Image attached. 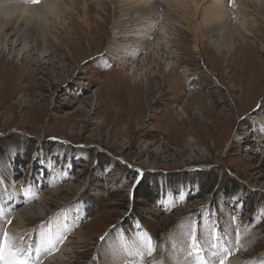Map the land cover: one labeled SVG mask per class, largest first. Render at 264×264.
I'll list each match as a JSON object with an SVG mask.
<instances>
[{
  "label": "rangeland",
  "instance_id": "1",
  "mask_svg": "<svg viewBox=\"0 0 264 264\" xmlns=\"http://www.w3.org/2000/svg\"><path fill=\"white\" fill-rule=\"evenodd\" d=\"M74 1L77 9H94L88 28L75 20L67 28L72 39H65L59 17L46 16V56L28 39L31 61L21 59L18 43L0 52V196L15 202L8 216V210L0 215V231L17 239L47 221L67 222L69 235L52 240L51 255L29 264L54 257L60 258L54 264H186L185 256L174 261L175 252L193 250L194 241L204 246L201 240L214 232L234 241L227 262L264 264L259 3L239 21L256 29L245 39L247 56L236 51L231 59L230 51H216L206 38L193 50L181 25V34L167 33L173 59L164 63L160 54L143 60L142 52L138 64L126 61L125 70L114 55L121 27L116 0ZM163 1L157 0L169 8ZM222 4L232 10L235 0ZM150 16L154 30L166 20L163 12ZM61 21L68 25L71 16ZM0 208L9 207L0 202Z\"/></svg>",
  "mask_w": 264,
  "mask_h": 264
},
{
  "label": "bare ground",
  "instance_id": "2",
  "mask_svg": "<svg viewBox=\"0 0 264 264\" xmlns=\"http://www.w3.org/2000/svg\"><path fill=\"white\" fill-rule=\"evenodd\" d=\"M14 1L17 2V4H14L15 3ZM26 1L29 2L30 0H0V52L1 51L3 52L6 46H15L17 43H18L17 46H19V44H21L22 53H23L22 54L23 57L21 59L25 61H27V59L30 56V55H27L29 46L26 44L28 42L31 44V46H36L37 47L36 50H38V47H40L38 51L41 52L42 55L44 56L47 55L48 48L46 47V43L50 42L51 39L47 35L46 27L43 25V22L46 16H52L56 20L59 17L60 22L55 21L56 25L58 24L60 26L61 31L65 33L64 35L67 34L65 39H69V38L72 39L71 38L72 35L68 31L67 28L71 24H73L75 20H79L81 24V28H84V27L88 28L89 27V16H90L89 11L91 12L94 11L92 7H88L86 10H84L83 8L77 9L75 5L73 4L75 3L74 0H48L46 3L44 2L40 4L41 6L38 5L35 7L28 6L25 3ZM111 1L113 2V0ZM206 1L204 0H188V1L187 0H167V2L170 4L169 8L162 6L161 3L159 5L157 0H116L114 1V4L115 5L117 4L118 6V7L116 6L117 7L116 8V16H117L116 18L118 19L117 24L118 25L120 24L122 27V28L121 27L118 28V32H117V35H119L120 37L119 36L117 37L115 35L117 38H114L115 45L119 47L118 49H116V51L117 50L119 51L114 55L117 56L118 62L120 61L119 64L122 67V69L127 70V68H125L127 67V65L125 66V63L127 60H130L132 62L131 66L134 63L138 64L140 62L139 58L141 54H143L142 52L146 53L145 56L143 57V60L151 56H153L154 59L155 58L159 59L158 56H160V54L162 57L161 59H164V63L167 60L169 61L173 59V56H175L176 54L172 56L173 54L172 51H171L172 54L169 52L170 50H169V47L167 46V40H168L167 33L171 32V33L181 34L178 31V28L182 27L183 25H184L183 29L185 30L184 33L189 34L191 38H193V40H191L193 43L192 44L193 50H197L199 47V43H203L206 38V39H209V42L211 45L215 46L216 51H219V50L221 51L222 48H226L228 51H230L231 54L229 55V58L231 59L232 57H234L233 52H236V51H238L240 55L242 54L241 56H244V55L247 56L248 54L246 53L250 52L249 51L250 44L248 45L245 39L249 38L248 36H251V34L253 35V33L256 32V29L253 27L252 24L248 22L244 23V22H239V21L241 19L245 20V18L249 16L246 13L247 11L246 9H249V7H253V5L256 6L255 4H253L254 2L259 3V5H257L255 8L256 14L254 15L256 19L258 15L264 18V15L262 14V11H264V0H255V1L235 0V5L232 7V10H230L227 7H224L223 4L221 5V3L224 0H212V2L209 3V5L207 4L206 6H203V4ZM66 2H68V4L71 5L70 6L71 8L73 6V11L71 13L66 11L65 9L67 8ZM241 5L244 8H242ZM158 8H160V10ZM237 9L238 11L236 12ZM157 12H163V15L166 19L165 20L166 23L164 22L165 24L163 23L162 27H159L158 30H154L155 26L151 22L152 17L150 16L149 19H147L146 17L151 14L157 13ZM177 12H178L177 17L176 18L174 17V19L171 18L174 15H170V14H174V13L176 14ZM73 14H75V18H73L72 16ZM70 16H71V22L68 23V25L65 24V21L64 22L61 21L62 17H70ZM168 21L169 23H167ZM247 25H249V27H247ZM228 28H230V30ZM122 35H123V38L121 37ZM26 39H28L29 41L26 42L27 41ZM60 41L61 39H59V42ZM59 42L55 45L57 50H59ZM79 43H77V45H79ZM235 43H237V45L239 44L237 46L239 48L234 46ZM76 46H74L73 43H71L69 47L73 48ZM241 47L242 49L240 50ZM147 48H148V51H146ZM66 49H69V48L66 47ZM9 53L10 52L8 51L6 55L11 57L12 53L11 54ZM219 58L220 60H222L223 56L221 55ZM30 59H31V56H30ZM156 59L154 61H156ZM26 64H24V66ZM37 64L38 62L36 63V66ZM157 64L159 65L158 62ZM36 68L42 69L41 63ZM110 73H112V71ZM192 97H195V96L192 95ZM0 202H3L4 206L9 207L7 211V216H8L11 213V211L14 209L15 202L14 201L8 202V200H6L5 197H1ZM12 205H14V207ZM3 218H0V227L3 225V223H1V221H3L2 220ZM5 218L7 219V217ZM59 220L61 219L59 218V219L53 220L52 222L47 221V224L42 223L44 226L52 225L49 230H47V228L43 229L44 226L40 224L41 229L37 230L35 233H27L25 231H22L18 237L26 238V244L30 245V244L35 243L36 247L38 248L39 237L41 235H45L46 240L48 239L51 241L61 236H68L69 235L67 232L68 230L66 229L67 227L69 228L70 226L66 225L67 223L66 221H63L62 223L58 224ZM21 223L22 221H19L18 225L22 226ZM63 224L65 227H63ZM18 237H17V240H19ZM204 241L205 239L203 238L201 242L204 243ZM203 247L204 246L200 247L199 249V254L201 257H199L197 261H202L203 263L206 264V262H204L205 258H208V257L211 258L214 256L211 254L210 250H203L205 249ZM186 248L188 249V246H186ZM186 248H182L181 246V250L180 252H178L177 255H176L177 252H175L176 260L174 261L179 263L180 262L179 260L183 256H185L184 262H187L186 264H192V263L195 264L193 258L188 259V260L186 259V253L184 255V251L186 250ZM170 251H172V249ZM37 255L46 257L45 254L41 251H32L29 257V261L35 258L38 259ZM119 255H121V253ZM59 259L60 258L54 257L51 259V261H49L52 263L46 262L45 264L57 263ZM190 260H192V262ZM41 261L42 260L40 259V262ZM240 261H236V258H235L233 261L227 262V264H240L241 263ZM110 264H113V263H110Z\"/></svg>",
  "mask_w": 264,
  "mask_h": 264
},
{
  "label": "snow or ice",
  "instance_id": "3",
  "mask_svg": "<svg viewBox=\"0 0 264 264\" xmlns=\"http://www.w3.org/2000/svg\"><path fill=\"white\" fill-rule=\"evenodd\" d=\"M31 2L38 3L39 0H31ZM6 210L8 209L0 208V215ZM8 223L10 224L11 221L9 220ZM62 239L63 236L59 237L57 242ZM220 239L224 241V244L219 254V264H227V259L233 254L234 241L227 234L220 237ZM47 245V247L37 248L35 243L26 244V238L22 237L17 240L7 230H3L0 232V264H29V257L32 251H41L47 255L55 249V244L51 240L47 241ZM193 245H196V241L193 242Z\"/></svg>",
  "mask_w": 264,
  "mask_h": 264
},
{
  "label": "trees",
  "instance_id": "4",
  "mask_svg": "<svg viewBox=\"0 0 264 264\" xmlns=\"http://www.w3.org/2000/svg\"><path fill=\"white\" fill-rule=\"evenodd\" d=\"M133 190V189H132ZM134 191V193H135V190H133Z\"/></svg>",
  "mask_w": 264,
  "mask_h": 264
}]
</instances>
